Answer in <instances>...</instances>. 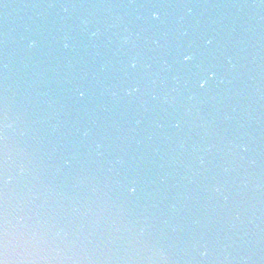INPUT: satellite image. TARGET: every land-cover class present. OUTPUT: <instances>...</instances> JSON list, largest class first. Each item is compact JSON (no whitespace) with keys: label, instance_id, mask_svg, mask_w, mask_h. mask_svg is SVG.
<instances>
[{"label":"water","instance_id":"water-1","mask_svg":"<svg viewBox=\"0 0 264 264\" xmlns=\"http://www.w3.org/2000/svg\"><path fill=\"white\" fill-rule=\"evenodd\" d=\"M157 3L165 7L133 6ZM260 3L0 0V119L7 111L13 125L12 193L31 189L50 223L77 233L82 225L74 246L112 257L96 264H264ZM62 4L84 7L65 12ZM99 4L118 7H89ZM152 11H159L160 21L151 20ZM82 20L100 36L90 40ZM129 33L134 44L121 48ZM66 34L69 49L63 48ZM202 35L214 37L211 56ZM33 39L37 47L29 50ZM177 44H192L204 55L186 66L177 63ZM137 54L151 67L127 76L122 68ZM197 64L215 65L217 80L225 83L195 87ZM83 76L93 88L77 99L72 89ZM130 80L139 82V94L113 96ZM177 122L180 127H173ZM130 178L139 181L135 194L127 191Z\"/></svg>","mask_w":264,"mask_h":264},{"label":"clouds","instance_id":"clouds-1","mask_svg":"<svg viewBox=\"0 0 264 264\" xmlns=\"http://www.w3.org/2000/svg\"><path fill=\"white\" fill-rule=\"evenodd\" d=\"M134 7L144 9L146 8L143 4L133 5ZM174 5L173 7H175ZM60 7L67 12L69 8L84 7V5L77 4H62ZM89 7H99V8H111L118 7V5H89ZM183 7L188 9V15L192 14V7L187 4ZM257 7H264V0H261L260 5ZM160 16L159 11H153L152 17ZM161 18V16H160ZM137 19L143 20L144 17L138 16ZM161 20V19H160ZM81 23L85 26L84 31L87 33L90 40H94L100 36V30L88 31L87 20H82ZM188 33L184 31L180 33L181 36H186ZM70 37L66 34L62 37L63 48L69 49ZM214 40V37H210ZM153 44L159 45L158 40H153ZM130 44H134L131 38V33L124 35L121 38L120 47L124 48ZM207 44V41H205ZM37 47L36 40H29L27 42V48L29 50ZM192 54V53H190ZM197 56L194 55V60ZM141 57L137 55H132L128 58L127 63L124 68H131L133 65H138L141 69L147 70L151 67L150 64L141 63ZM182 57L177 56L176 62L180 63ZM193 60V61H194ZM226 60L230 67H235L232 64V57L227 56ZM166 63V62H165ZM171 67L170 65H167ZM197 67L200 65L197 64ZM211 66V65H209ZM7 67V65H6ZM105 66L101 65L100 71L103 72ZM175 80L176 77H173ZM217 82L219 84H224L225 80L220 77ZM88 88L83 87L84 95L80 96L78 99H83L87 94ZM141 88L139 87V82L135 80H130L128 86L123 87L119 93L114 92L113 96L119 95L120 99L124 97H132L133 93L139 94ZM193 97H190V99ZM152 99H156L153 95ZM141 122L139 120L135 121L136 125ZM12 123H10V117L5 111L2 119H0V141L3 142L2 149V160H0V264H96L98 260H110L112 257H98L92 255L87 250H82L75 245V241L79 240L83 234V226H80L79 233L75 232L74 229L62 225L56 222H49V219L42 214L41 209H43L44 204H36V200L40 197L32 193L31 189L27 193L14 194L10 189L12 184V177L9 176V145H8V130L12 128ZM173 127L179 128L180 124L177 122ZM85 136L88 135L86 131ZM241 151H247L245 145L240 146ZM120 160H117L119 163ZM201 165H203V159L200 160ZM253 163H255L253 161ZM71 161L65 160L64 165L70 166ZM26 169L24 165L19 168V174L23 175ZM217 193L221 192V189L217 187L215 189ZM227 200V197H225ZM26 211V207L33 206ZM75 237V239H74ZM202 256L206 253H201ZM115 259H129L128 257L121 258L115 257ZM160 259L166 261L167 257L163 254L160 255Z\"/></svg>","mask_w":264,"mask_h":264},{"label":"snow or ice","instance_id":"snow-or-ice-1","mask_svg":"<svg viewBox=\"0 0 264 264\" xmlns=\"http://www.w3.org/2000/svg\"><path fill=\"white\" fill-rule=\"evenodd\" d=\"M146 8L148 9H160L164 8L165 5L163 4H148L145 5ZM153 12V11H152ZM152 12H151V20L152 21H160V16L152 17ZM203 43V49L208 50V55L211 56V48L213 46L214 41L210 39L209 36L202 35L200 37ZM205 41H207V44H205ZM176 54L177 56L182 57V60L180 64L182 65H189L193 62L194 60V55H204V51H192V44H189L187 48H184L182 45L177 44L176 46ZM192 53V54H190ZM211 65V66H209ZM215 65L213 64H207L204 66H199V71L195 74L193 80H194V86L197 87L200 90H205L210 87V82L211 84L217 83V72L215 70ZM138 69H141L138 65H133L131 68L125 69L122 68V71H124L127 76L134 74ZM83 87H87L89 91L92 90L93 85L89 81L87 76L81 77L80 81L74 86L72 89V94L75 96L77 99L84 95L83 93ZM138 179L137 178H130L127 182V191L129 194H135L137 192V187H138Z\"/></svg>","mask_w":264,"mask_h":264}]
</instances>
